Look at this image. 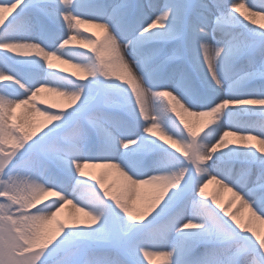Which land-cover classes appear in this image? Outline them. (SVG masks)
<instances>
[{"label": "snow or ice", "instance_id": "snow-or-ice-1", "mask_svg": "<svg viewBox=\"0 0 264 264\" xmlns=\"http://www.w3.org/2000/svg\"><path fill=\"white\" fill-rule=\"evenodd\" d=\"M255 16L264 0H0V264H264L240 215L264 222ZM86 24L105 31L82 41L93 54L68 47ZM42 91L68 108L41 111ZM29 105L42 125L17 116ZM213 182L237 211L206 199ZM66 205L84 218H59Z\"/></svg>", "mask_w": 264, "mask_h": 264}, {"label": "bare ground", "instance_id": "bare-ground-1", "mask_svg": "<svg viewBox=\"0 0 264 264\" xmlns=\"http://www.w3.org/2000/svg\"><path fill=\"white\" fill-rule=\"evenodd\" d=\"M237 2H241L237 0ZM249 11H254V9H249ZM253 20H255V24H253L251 21H246L249 25L258 28L259 30H264V28H261V25H264V16H255L253 17ZM81 35L77 37V40L73 41L71 45H68V47H73L77 48L79 50H84L88 51L89 53L92 51L93 47L92 45L84 44L82 43L83 40L85 39H103L105 36V31L101 28L98 27H93L92 25L86 24L82 25L80 27ZM53 63L56 65L57 71L63 69L65 70L66 74L71 75L72 73H76V76H74V79H77L79 81L80 77L83 76L84 74L79 72L78 69L73 68L70 64L66 63H61V61L58 60H53ZM59 99L61 103V107L58 108H53L50 106H47L46 103H43L41 99L44 100H50V99ZM35 104H40V107H38L41 111L43 108L48 107L51 108L54 111L58 110H65L68 108V102L65 98L57 96L55 93H51L48 91H42L37 95V97L34 98ZM39 102V103H36ZM254 107H260L259 105H256ZM32 106L29 105L27 108H21L16 110L17 116H20L22 113L26 117V122L31 125H42L46 118L40 114V111H35L31 110ZM185 119L187 120H194L195 118L193 117H188L185 115ZM38 128V127H37ZM158 139V136L156 137ZM229 139H233L232 137H229ZM252 143L258 145V141H252ZM92 174H99L95 171L101 172H106L108 175L105 177V185L107 186L108 184L115 183V188L113 191H115L117 188H120L124 181L123 179L119 176L118 172L114 168H109V167H103V166H90L85 169V171ZM95 172V173H94ZM140 197L141 199H138L136 201V205L138 207L142 206L144 199L149 197L152 194V188L150 186H141L140 187ZM206 199H211L213 195L217 197V199L220 201V203L227 207L229 211L235 212L237 211L238 208H240V200L234 198L233 193L228 191L227 189L222 188L220 185L216 184L215 182L211 183L208 185L206 188ZM56 197L53 196H47L45 197L44 201L42 203L50 201L51 199H55ZM232 202L231 204L229 202ZM67 207V208H66ZM72 215H77L83 217L82 213H77L75 209L72 208L71 205H66L64 210L60 213L59 218L61 219H67L69 216ZM240 215L242 218L243 222H246V224H249V221H251L250 225L253 229L259 231L262 235H264V222H261L259 220H256L254 217L251 216V212L247 208H240ZM86 219V218H85ZM156 262L154 264H163L162 258L160 257H153L150 262L147 263H152L153 261Z\"/></svg>", "mask_w": 264, "mask_h": 264}, {"label": "rangeland", "instance_id": "rangeland-1", "mask_svg": "<svg viewBox=\"0 0 264 264\" xmlns=\"http://www.w3.org/2000/svg\"><path fill=\"white\" fill-rule=\"evenodd\" d=\"M239 1H241V0H239ZM243 2H245L246 4H247V0H243ZM251 26V25H250ZM251 27H253V26H251ZM89 54H93V52L91 51ZM41 101L43 102V103H46L47 104V106H50V107H53V108H58V107H61V103H59L60 102V100L59 99H56V98H54V99H50V100H44V99H41ZM36 103H39V102H36ZM36 106L37 107H40V104H36ZM46 130V129H45ZM37 132H39V127L37 128ZM89 170H87V172H88ZM95 172H97V173H100L99 171H95ZM94 172V173H95ZM92 173V172H91ZM69 206V205H68ZM67 208V207H66ZM150 218V217H149ZM245 224H246V222H244ZM156 262V260L155 261H153L152 263H147L146 262V264H154Z\"/></svg>", "mask_w": 264, "mask_h": 264}]
</instances>
